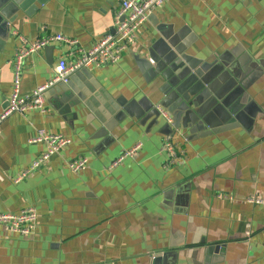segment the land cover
Masks as SVG:
<instances>
[{
  "label": "crops",
  "instance_id": "obj_1",
  "mask_svg": "<svg viewBox=\"0 0 264 264\" xmlns=\"http://www.w3.org/2000/svg\"><path fill=\"white\" fill-rule=\"evenodd\" d=\"M119 8L0 0V114L22 38L62 34L87 49L114 33ZM77 49L52 42L30 54L22 94ZM55 89L45 112L1 124L0 212L33 207L38 220L30 235L0 226V264H264V206L247 202L264 196V0H169L117 63ZM41 129L72 142L16 182L46 148L29 141ZM167 136L179 154L169 167ZM79 157L88 166L73 172Z\"/></svg>",
  "mask_w": 264,
  "mask_h": 264
},
{
  "label": "built area",
  "instance_id": "obj_2",
  "mask_svg": "<svg viewBox=\"0 0 264 264\" xmlns=\"http://www.w3.org/2000/svg\"><path fill=\"white\" fill-rule=\"evenodd\" d=\"M169 0H120V8L115 14L114 33L107 34L96 40L90 48L84 49L77 46V40L68 38L62 34H53L39 38L34 42L28 43L22 40V46L18 48L14 56L12 72V94L8 107L0 114V135L1 124L14 113H26L37 109L45 112L46 92L59 85L68 83L71 75L82 69L100 68L105 65L117 63L122 55L133 49L137 42L141 27L147 21L151 14L161 8ZM254 1V0H252ZM52 42L65 43L70 46L78 47L76 54L71 61L62 57L54 69V74L46 83L36 87L30 94L23 95L21 92V82L26 58L37 51L47 47ZM168 124H172V117L163 108H160ZM171 136V135H170ZM172 137V136H171ZM166 137L163 143L164 150L168 154L166 166H173L179 161V154L174 139ZM174 137V136H173ZM31 143L45 144V150L37 159L24 170L15 181L26 177L28 174L47 165L51 157L61 152L71 142V138L62 133H52L41 129L29 140ZM139 148V145L131 150L125 151L111 165L116 166L124 158L133 156ZM86 157H79L68 162L69 168L73 172H81L88 166ZM229 198L233 199L232 196ZM247 202L260 204L264 206V196H251ZM38 220L37 210L29 207L18 213L0 212V226L6 230L20 234L30 235L36 228Z\"/></svg>",
  "mask_w": 264,
  "mask_h": 264
},
{
  "label": "water",
  "instance_id": "obj_3",
  "mask_svg": "<svg viewBox=\"0 0 264 264\" xmlns=\"http://www.w3.org/2000/svg\"><path fill=\"white\" fill-rule=\"evenodd\" d=\"M69 83V82H68ZM68 83H60L59 85H57L56 87H54V89L55 88H59V89H63V90H66L67 89V87H68ZM55 90H57V89H55ZM155 108V107H154ZM163 108V107H162ZM155 110H156V108H155ZM157 111V110H156ZM158 112V111H157Z\"/></svg>",
  "mask_w": 264,
  "mask_h": 264
}]
</instances>
